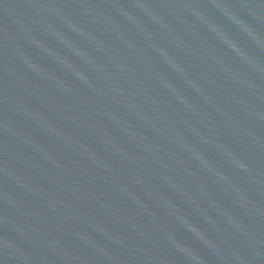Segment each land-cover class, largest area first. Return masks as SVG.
<instances>
[{
    "label": "water",
    "instance_id": "1",
    "mask_svg": "<svg viewBox=\"0 0 264 264\" xmlns=\"http://www.w3.org/2000/svg\"><path fill=\"white\" fill-rule=\"evenodd\" d=\"M0 264H264V0H0Z\"/></svg>",
    "mask_w": 264,
    "mask_h": 264
}]
</instances>
